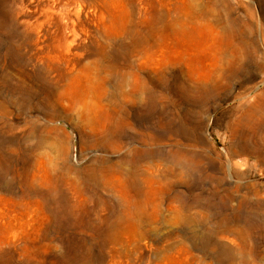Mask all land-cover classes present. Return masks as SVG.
Segmentation results:
<instances>
[{
    "label": "rangeland",
    "instance_id": "obj_1",
    "mask_svg": "<svg viewBox=\"0 0 264 264\" xmlns=\"http://www.w3.org/2000/svg\"><path fill=\"white\" fill-rule=\"evenodd\" d=\"M0 264H264V0H0Z\"/></svg>",
    "mask_w": 264,
    "mask_h": 264
}]
</instances>
